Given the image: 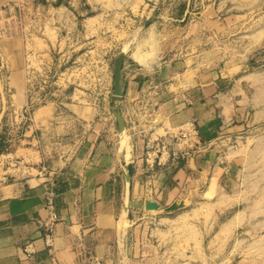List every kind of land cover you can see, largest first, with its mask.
I'll use <instances>...</instances> for the list:
<instances>
[{
	"label": "rangeland",
	"instance_id": "374dc122",
	"mask_svg": "<svg viewBox=\"0 0 264 264\" xmlns=\"http://www.w3.org/2000/svg\"><path fill=\"white\" fill-rule=\"evenodd\" d=\"M0 40L23 53L29 98L8 127V147L52 103L59 150L75 153L98 136L130 156L126 119L133 126L155 114L130 104H164L171 66L198 54L203 68L229 78L232 98L250 105L235 117L246 138L233 144L240 163L228 186L220 194L213 181V205L198 196L183 209L151 212L122 243L123 264H264V0H0ZM122 54V72L139 68L135 60L145 68L140 89L122 86L117 100Z\"/></svg>",
	"mask_w": 264,
	"mask_h": 264
},
{
	"label": "crops",
	"instance_id": "0c3cea01",
	"mask_svg": "<svg viewBox=\"0 0 264 264\" xmlns=\"http://www.w3.org/2000/svg\"><path fill=\"white\" fill-rule=\"evenodd\" d=\"M0 42V154L9 151L30 165L27 177L0 183V264H123L122 243L153 214L144 208L126 214L129 199L156 202L161 213L198 196L213 205V197L206 198L213 181L220 194L228 186L240 163V147L233 144L246 138L235 117L250 104L235 101L226 88L229 78H216L212 64L203 68L201 55L164 74L169 92L164 104H130L131 109L155 112L133 126L126 119L130 156L108 148L98 136L75 153L59 150L54 131L62 122L52 103L34 111L10 151L8 127L29 103L26 61L18 49ZM134 62L139 68L122 72L123 91L131 95L140 89L135 80L145 68ZM188 123L196 125L201 146L175 163L173 155L184 149L175 137ZM29 243L34 250L30 256L25 252Z\"/></svg>",
	"mask_w": 264,
	"mask_h": 264
},
{
	"label": "built area",
	"instance_id": "2783aa9c",
	"mask_svg": "<svg viewBox=\"0 0 264 264\" xmlns=\"http://www.w3.org/2000/svg\"><path fill=\"white\" fill-rule=\"evenodd\" d=\"M26 120V119H25ZM28 121V119H27ZM178 144L183 146V152L175 153L173 155V162L179 163L181 160L187 158L191 152L198 150L201 146L199 131L194 123H188L183 128L178 130L175 137ZM30 165L21 158H15L11 152L6 151L0 154V183L5 184L11 180L16 179L18 176L27 177L29 175ZM51 195V193H50ZM48 207L53 209V200L49 198ZM52 214L53 221L57 220V216L54 212ZM50 226H48L49 228ZM50 243V241L48 242ZM25 252L27 255H33V244L29 243ZM80 256L85 259L84 252H81Z\"/></svg>",
	"mask_w": 264,
	"mask_h": 264
},
{
	"label": "water",
	"instance_id": "95a60500",
	"mask_svg": "<svg viewBox=\"0 0 264 264\" xmlns=\"http://www.w3.org/2000/svg\"><path fill=\"white\" fill-rule=\"evenodd\" d=\"M124 61V54L120 55L118 57V60L116 62V70H115V84H114V98L115 99H121L123 96L122 93V64ZM115 116L117 117L118 123H119V128L121 131H123V129L125 128L124 126V121L122 116L114 111ZM127 181L128 183H130V175H127ZM186 205L184 202H181L180 204H173L170 207L166 208L167 212H174L180 209L185 208ZM133 208V209H145L147 212H157L160 209V206L156 203V202H134L132 200H128V202L125 204L124 209H125V213L127 214L129 212V210Z\"/></svg>",
	"mask_w": 264,
	"mask_h": 264
},
{
	"label": "bare ground",
	"instance_id": "6f19581e",
	"mask_svg": "<svg viewBox=\"0 0 264 264\" xmlns=\"http://www.w3.org/2000/svg\"><path fill=\"white\" fill-rule=\"evenodd\" d=\"M140 62H141V60H140ZM143 63V62H142ZM125 137V136H124ZM124 139V138H123ZM124 143V142H123Z\"/></svg>",
	"mask_w": 264,
	"mask_h": 264
},
{
	"label": "trees",
	"instance_id": "16d2710c",
	"mask_svg": "<svg viewBox=\"0 0 264 264\" xmlns=\"http://www.w3.org/2000/svg\"><path fill=\"white\" fill-rule=\"evenodd\" d=\"M181 163V162H180Z\"/></svg>",
	"mask_w": 264,
	"mask_h": 264
}]
</instances>
